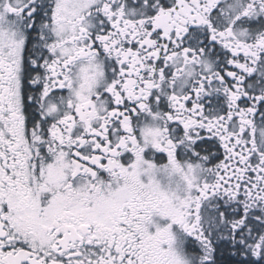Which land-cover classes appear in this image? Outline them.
Instances as JSON below:
<instances>
[{"label":"snow or ice","instance_id":"6c2138e0","mask_svg":"<svg viewBox=\"0 0 264 264\" xmlns=\"http://www.w3.org/2000/svg\"><path fill=\"white\" fill-rule=\"evenodd\" d=\"M0 264H264V0H0Z\"/></svg>","mask_w":264,"mask_h":264}]
</instances>
